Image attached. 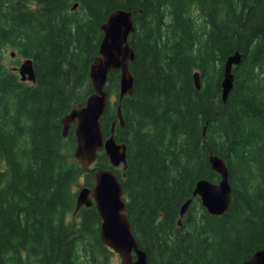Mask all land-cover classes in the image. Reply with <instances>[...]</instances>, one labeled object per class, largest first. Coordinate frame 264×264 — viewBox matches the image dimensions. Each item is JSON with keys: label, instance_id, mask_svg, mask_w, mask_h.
Returning a JSON list of instances; mask_svg holds the SVG:
<instances>
[{"label": "trees", "instance_id": "1", "mask_svg": "<svg viewBox=\"0 0 264 264\" xmlns=\"http://www.w3.org/2000/svg\"><path fill=\"white\" fill-rule=\"evenodd\" d=\"M118 8L133 16L134 87L114 128L127 167L115 172L147 264H241L264 246V0H0V264H109L114 255L95 206L73 212L78 178L94 179L72 159L73 127L63 137L62 119L92 92L100 26ZM6 49L32 60L33 83L5 63ZM118 88L110 72L106 90L117 98ZM116 106L101 118L105 136ZM212 154L227 166L230 206L212 216L196 196L179 224L196 182L219 179ZM94 165L109 167L103 152Z\"/></svg>", "mask_w": 264, "mask_h": 264}, {"label": "water", "instance_id": "2", "mask_svg": "<svg viewBox=\"0 0 264 264\" xmlns=\"http://www.w3.org/2000/svg\"><path fill=\"white\" fill-rule=\"evenodd\" d=\"M77 7L75 3L72 9ZM102 36L99 42L98 55L93 57L89 66V80L92 92L86 97L84 104L74 107L62 119L63 137L68 135L73 124L75 144L72 158L85 171L95 162L99 152H104L110 167L96 166L92 169L94 184L82 186L76 195L75 209L90 207L94 204L100 218L98 226L99 239L113 252L119 255L120 264H147L146 253L142 250L134 236L127 216V205L123 187L114 168L122 165L127 167L126 144L117 142L114 138L115 121L107 136L101 127L109 93L105 89L108 74L119 73V94L116 107V118L121 127L124 121L121 114V102L124 96L131 95L134 87V77L130 71V63L134 60V51L129 44V36L134 30L132 12L122 8L109 12L106 21L101 24ZM241 60V54L230 55L223 66L221 82V99L226 101L230 94L234 75L233 67ZM17 69L22 81H35L33 62L30 58L22 61ZM194 82L200 89L199 73L194 74ZM212 170L219 175L214 182L200 179L196 182L191 198L186 200L180 209V218L186 213L192 199L200 198L201 205L212 216H220L230 206L231 186L228 179V169L225 162L217 155L209 156ZM241 264H264V246L255 251L252 256Z\"/></svg>", "mask_w": 264, "mask_h": 264}, {"label": "rangeland", "instance_id": "3", "mask_svg": "<svg viewBox=\"0 0 264 264\" xmlns=\"http://www.w3.org/2000/svg\"><path fill=\"white\" fill-rule=\"evenodd\" d=\"M12 50L11 49H6L5 52V63L7 65H9L10 67L12 66H19L21 64V62L24 60L23 57H18L17 55H15V53L12 54ZM116 100V95L111 94L109 96V102L113 103ZM4 165L3 163L0 161V169H3ZM85 181V176L84 175H80V177L78 178V182L76 183V188L75 191L77 192L81 186H83ZM109 264H120V258L118 257L117 254L114 253V255L112 254V256L110 257V261Z\"/></svg>", "mask_w": 264, "mask_h": 264}, {"label": "bare ground", "instance_id": "4", "mask_svg": "<svg viewBox=\"0 0 264 264\" xmlns=\"http://www.w3.org/2000/svg\"><path fill=\"white\" fill-rule=\"evenodd\" d=\"M220 157V156H219ZM222 159V158H221ZM219 180V179H218ZM192 196V195H191ZM193 200V199H192Z\"/></svg>", "mask_w": 264, "mask_h": 264}]
</instances>
